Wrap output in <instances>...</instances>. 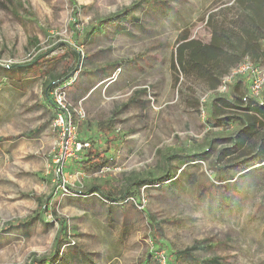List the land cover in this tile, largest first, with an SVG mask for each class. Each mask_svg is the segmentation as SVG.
Wrapping results in <instances>:
<instances>
[{
	"label": "rangeland",
	"instance_id": "rangeland-1",
	"mask_svg": "<svg viewBox=\"0 0 264 264\" xmlns=\"http://www.w3.org/2000/svg\"><path fill=\"white\" fill-rule=\"evenodd\" d=\"M231 2L0 0V264H164L165 256L175 264L187 250L201 264H264V169L199 196L228 147L217 140L235 131L209 126L211 103L231 99L238 81L250 90L249 78L219 94L182 77L175 84L171 69L178 37L207 41V16ZM74 54L81 64L64 84L66 132L44 89L72 70ZM109 120L102 137L98 125ZM107 143L106 168L87 170L85 154ZM202 153L186 173L177 169L176 155ZM168 169L177 181L135 187L123 206L81 194L97 186L119 198ZM60 232L69 243L52 258Z\"/></svg>",
	"mask_w": 264,
	"mask_h": 264
},
{
	"label": "trees",
	"instance_id": "trees-1",
	"mask_svg": "<svg viewBox=\"0 0 264 264\" xmlns=\"http://www.w3.org/2000/svg\"><path fill=\"white\" fill-rule=\"evenodd\" d=\"M205 25L210 35L207 41L193 38L189 31H184L178 37L171 62L175 84H178L182 77L200 84L204 92H214L222 86L223 80L230 75L232 70L245 60L260 66L264 65V0H232L230 4L226 3L209 14ZM74 55L76 60L72 70L66 74L56 72L44 89L47 100L58 110H56L55 118L59 115L61 108L56 104L51 93L62 89L74 73L79 71L81 56ZM24 67H31V64ZM245 88L243 82L238 81L233 86L231 99L216 97L211 103V111L207 120L209 126L226 127V129L235 126V131L230 136L217 140L220 143H226L228 147L217 153V159L213 164L215 178L209 186H202L199 193L201 199L213 192L224 193V190L229 192L230 188L227 185L234 181L236 176L246 177L252 169H264V92L259 101L249 95V88ZM188 106L193 110L201 111V104L197 99H189ZM98 129L102 137H106L112 133L113 123L111 120L101 123ZM81 143L85 144L82 141ZM109 145V143L106 144V150L100 151L99 148L95 154L94 152L86 153L87 158L82 165L85 164L87 170L95 173L102 171L108 164L106 156L102 154L109 151ZM204 156L205 153L200 155L178 154L176 155L179 165L177 169L184 173L187 165L205 159ZM171 159H173L172 156ZM166 164L167 167L170 165L167 161ZM176 173L177 171L171 172L168 169L159 178L135 180L119 198L111 193L106 194L97 186L81 194L95 195L106 202L123 206L124 202L135 195V187L148 189L150 186H160L169 181L175 182L179 179ZM153 229L163 237L162 228L156 224L153 225ZM64 236L62 232L58 234L52 258L56 257V253L60 251L64 243H69L63 238ZM160 251L162 248H156L153 257ZM182 255L185 256H179L175 264H183L185 259L201 264L191 254V250L184 251ZM209 263L217 264V260H211ZM165 264H172L169 256H165Z\"/></svg>",
	"mask_w": 264,
	"mask_h": 264
},
{
	"label": "built area",
	"instance_id": "built-area-1",
	"mask_svg": "<svg viewBox=\"0 0 264 264\" xmlns=\"http://www.w3.org/2000/svg\"><path fill=\"white\" fill-rule=\"evenodd\" d=\"M248 77L250 81V96L256 100L261 101L262 95L264 92V65H254L251 61L245 60L238 67H236L230 75H228L224 80L222 86L214 91V93L223 94L227 91L229 84L237 78ZM72 81V80H71ZM70 82H68L69 84ZM67 84V83H65ZM65 85H63L62 89H57L51 96L53 97L56 104L61 108L59 109V115L55 118V124L58 126H62L65 128L66 132L70 131V122L68 118L71 117V108L66 104L67 95L64 89ZM208 96L203 99V102H206ZM70 124V125H69ZM89 144L85 143L84 146H88ZM80 146V145H79ZM163 262L165 264V258H163Z\"/></svg>",
	"mask_w": 264,
	"mask_h": 264
},
{
	"label": "crops",
	"instance_id": "crops-1",
	"mask_svg": "<svg viewBox=\"0 0 264 264\" xmlns=\"http://www.w3.org/2000/svg\"><path fill=\"white\" fill-rule=\"evenodd\" d=\"M121 33V32H120Z\"/></svg>",
	"mask_w": 264,
	"mask_h": 264
}]
</instances>
